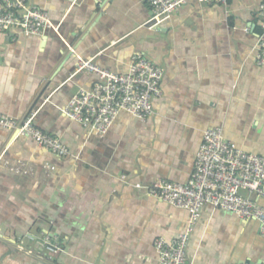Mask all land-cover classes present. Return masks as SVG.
<instances>
[{
	"label": "crops",
	"instance_id": "crops-1",
	"mask_svg": "<svg viewBox=\"0 0 264 264\" xmlns=\"http://www.w3.org/2000/svg\"><path fill=\"white\" fill-rule=\"evenodd\" d=\"M263 1L190 0L150 28L148 0H28L59 28L0 31V113L23 119L37 111L35 125L69 154L0 127V264H50L36 256L50 252L29 234L57 245L51 264H161L156 240L177 237L190 214L146 187L187 183L209 128L222 127L235 147L264 156V64L255 54ZM138 52L164 69L151 117L121 111L101 134L62 113L97 79L77 72L81 59L125 73ZM263 259L256 220L203 209L186 264Z\"/></svg>",
	"mask_w": 264,
	"mask_h": 264
},
{
	"label": "built area",
	"instance_id": "built-area-1",
	"mask_svg": "<svg viewBox=\"0 0 264 264\" xmlns=\"http://www.w3.org/2000/svg\"><path fill=\"white\" fill-rule=\"evenodd\" d=\"M190 0H148L152 16L150 28H160L173 14ZM202 4L228 5L229 0H195ZM261 33L255 44V54L264 64V1L258 9ZM17 27L22 31L43 35L59 27L51 21L47 10L31 5L28 0H0V31ZM87 71L97 77L91 88L80 89L61 107L62 113L91 131L107 133L118 114L127 111L146 121L154 114L153 101L163 95L164 69L141 52L132 55L125 73L99 65L94 57L83 58L77 72ZM37 111L23 119L0 113V127L10 129L15 137L31 136L59 156L69 154L68 147L58 138L35 125ZM139 188L141 184L136 185ZM147 194L189 211L190 220L185 230L174 239L163 237L155 242L161 264H186L187 248L192 231L207 205L235 213L242 219L256 220L264 237V156L235 147L225 136L222 127L204 132L203 143L197 153L194 171L187 183L160 180L146 187ZM246 191L247 195L242 194ZM38 246L50 254L36 253L39 259L52 263L57 245L48 235L35 237ZM248 264V263H247ZM264 264V260L261 263Z\"/></svg>",
	"mask_w": 264,
	"mask_h": 264
},
{
	"label": "rangeland",
	"instance_id": "rangeland-1",
	"mask_svg": "<svg viewBox=\"0 0 264 264\" xmlns=\"http://www.w3.org/2000/svg\"><path fill=\"white\" fill-rule=\"evenodd\" d=\"M242 194L247 195V192L246 191H242ZM37 241H38L37 239H34V244H36Z\"/></svg>",
	"mask_w": 264,
	"mask_h": 264
},
{
	"label": "water",
	"instance_id": "water-1",
	"mask_svg": "<svg viewBox=\"0 0 264 264\" xmlns=\"http://www.w3.org/2000/svg\"><path fill=\"white\" fill-rule=\"evenodd\" d=\"M263 260H264V259H263ZM263 260H262V261H263ZM262 261H261V262H262ZM261 262H260V263H261Z\"/></svg>",
	"mask_w": 264,
	"mask_h": 264
}]
</instances>
